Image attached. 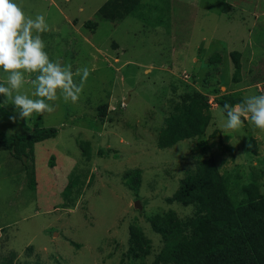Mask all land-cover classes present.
Returning a JSON list of instances; mask_svg holds the SVG:
<instances>
[{"label": "rangeland", "instance_id": "rangeland-1", "mask_svg": "<svg viewBox=\"0 0 264 264\" xmlns=\"http://www.w3.org/2000/svg\"><path fill=\"white\" fill-rule=\"evenodd\" d=\"M105 1L14 0L27 16L45 15L49 27L38 34L49 58L70 65L77 84L78 69L87 67L89 75L76 102L58 91L46 101L53 112L27 119L13 104L15 90L0 94L3 134L57 129L34 144L35 189L0 143V264H153L162 241L149 217L192 213V206L167 198L201 158L215 162L233 199L256 173L264 192V130L246 117L238 129L224 128L227 117L216 103L225 93L264 95V0H142L137 13L116 21L97 16ZM235 51L239 82L231 80ZM37 75L24 74L19 94L36 98ZM7 76L0 68V84L8 86ZM189 89L207 96L210 124L200 138L160 148L171 103ZM104 104L111 112L100 120ZM135 168L141 170L136 192L124 176ZM132 247L142 256L128 253Z\"/></svg>", "mask_w": 264, "mask_h": 264}, {"label": "trees", "instance_id": "trees-1", "mask_svg": "<svg viewBox=\"0 0 264 264\" xmlns=\"http://www.w3.org/2000/svg\"><path fill=\"white\" fill-rule=\"evenodd\" d=\"M141 2L106 0L97 8L96 14L110 21L121 20L137 13ZM232 61L234 71L231 80L239 82V52L232 53ZM243 100L234 93H225L217 96L216 103L226 115L223 109L225 103L235 105ZM171 104L157 138L160 148L173 146L183 139L202 137L212 117L207 96L196 89L183 91ZM98 110L100 120L111 112L107 104L100 105ZM56 132L55 127H38L24 135L0 132V143L20 161L28 186L32 189L36 187L34 144L55 136ZM252 141L254 139L250 138L248 146L256 153ZM219 142L226 147L221 138ZM82 152L87 159L90 158L88 142L82 146ZM140 171L135 168L124 175L125 184L135 192L139 186ZM259 178L258 173L253 174L249 182L240 186L241 197L233 199L227 180L215 162L211 158L198 159L194 167L185 171L178 187L167 198L169 202L192 206V213L179 217L173 211H165L149 217L152 230L162 241L153 264H264V192L257 182ZM140 238L146 242L144 235ZM131 243L136 244V239H131ZM128 253L134 258L142 256L133 247ZM30 264L41 263L34 261Z\"/></svg>", "mask_w": 264, "mask_h": 264}, {"label": "clouds", "instance_id": "clouds-1", "mask_svg": "<svg viewBox=\"0 0 264 264\" xmlns=\"http://www.w3.org/2000/svg\"><path fill=\"white\" fill-rule=\"evenodd\" d=\"M48 27L45 15L32 18L14 0H0V68L8 73V86L0 84V94L10 97L14 90L17 92L13 104L21 119H27L33 113L53 112L55 108L46 101L56 100L58 91L65 102H76L89 75L87 67L78 69L76 75L81 76V82L77 84L70 65L62 66L59 61L49 58L45 42L38 34ZM26 72L38 73L32 82L35 87L33 97L36 98L19 94ZM223 109L227 117L224 128L238 129L243 123L242 117H246L264 130V95L249 96L235 105L225 103Z\"/></svg>", "mask_w": 264, "mask_h": 264}, {"label": "crops", "instance_id": "crops-1", "mask_svg": "<svg viewBox=\"0 0 264 264\" xmlns=\"http://www.w3.org/2000/svg\"><path fill=\"white\" fill-rule=\"evenodd\" d=\"M3 228H4V226L0 225V237L2 235Z\"/></svg>", "mask_w": 264, "mask_h": 264}]
</instances>
